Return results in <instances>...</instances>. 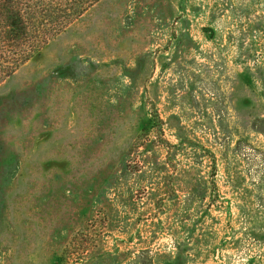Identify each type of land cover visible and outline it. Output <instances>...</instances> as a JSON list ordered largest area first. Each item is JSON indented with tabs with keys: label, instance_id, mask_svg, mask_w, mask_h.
Segmentation results:
<instances>
[{
	"label": "rangeland",
	"instance_id": "1",
	"mask_svg": "<svg viewBox=\"0 0 264 264\" xmlns=\"http://www.w3.org/2000/svg\"><path fill=\"white\" fill-rule=\"evenodd\" d=\"M0 264H264V0H98L3 80Z\"/></svg>",
	"mask_w": 264,
	"mask_h": 264
},
{
	"label": "trees",
	"instance_id": "2",
	"mask_svg": "<svg viewBox=\"0 0 264 264\" xmlns=\"http://www.w3.org/2000/svg\"><path fill=\"white\" fill-rule=\"evenodd\" d=\"M98 0H0V83Z\"/></svg>",
	"mask_w": 264,
	"mask_h": 264
}]
</instances>
